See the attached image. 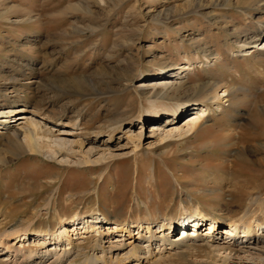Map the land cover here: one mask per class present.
<instances>
[{"label":"rangeland","instance_id":"obj_1","mask_svg":"<svg viewBox=\"0 0 264 264\" xmlns=\"http://www.w3.org/2000/svg\"><path fill=\"white\" fill-rule=\"evenodd\" d=\"M262 35L264 0H0V108L17 109L6 123L0 115L3 242L34 251L31 240L68 224L83 255L64 264H80L100 255L91 241L99 232L83 234L81 219L97 218L104 232L140 223L100 235L106 251L115 246L109 264H139L131 248L145 250L168 218L163 233L173 240L189 218L205 234L210 217L221 223L218 245L250 252L197 239L162 249V232H153L148 262L264 264V239L244 249L223 235L245 221L264 237ZM152 73L175 75L157 103ZM196 105L212 110L191 129ZM20 113L40 127L36 135ZM13 252L9 264L21 260Z\"/></svg>","mask_w":264,"mask_h":264},{"label":"bare ground","instance_id":"obj_2","mask_svg":"<svg viewBox=\"0 0 264 264\" xmlns=\"http://www.w3.org/2000/svg\"><path fill=\"white\" fill-rule=\"evenodd\" d=\"M257 48H260L259 50L264 51V35L261 36L260 43L257 44ZM172 73H174V72H172ZM168 74H169L168 77L167 76L161 77V75L157 74V73H152V74L147 75V77H156V75L158 76V79H156L155 84H152L153 86L149 87L151 90H155V92H156V94H155L156 98L154 99V102H156V103L158 100L163 99L162 97H157V96H159L160 94H164L166 89L168 90L167 84L173 80L172 78H175V75H171L170 73H168ZM156 83H158V84H156ZM154 87H155V89H154ZM164 88H166L165 91H164ZM210 99L215 100L216 102H220L221 97H219L218 94H215V96L211 97ZM185 108H187V107L185 106L182 109H180V108L175 109L173 111V116L176 115L177 113L179 114V112ZM209 109H210V107H208L207 105L206 106H200V107L199 106L194 107L193 108L194 113H192L190 116H188V117H192V118H190L191 120L189 121L190 122L189 127L191 129L194 128L197 125V121H199L201 118H204L208 115L207 111ZM211 110L212 109H210V112H211ZM16 111H17V109L14 106H12L11 104H9L6 107L0 108V115H1V117L4 116L3 117L4 121L2 120V122L6 123L7 118L15 117L14 115H11V114L15 113ZM18 111H22V109H20V110L18 109ZM16 118H17V120H24V123L27 126V129L25 132H27L28 135H34V134L36 135L37 131L40 129V127L36 123H34L28 119L27 114H23V113L17 114ZM153 127H159V126L156 125ZM2 129L3 128H0V130H2ZM247 140H249V139H247ZM201 217H203V216H201ZM204 220H207L208 222H210L209 223L210 229L208 228L209 231H204L205 234H203V235L198 234L199 233L198 231L192 232L191 229H190V231L187 232L188 234L187 233L184 234L186 227L190 226L191 228H193V227H196L198 225H201V222H202L201 219H193V218L190 219L189 218V219L185 220L184 223H182V225H180V226H182V229H180L179 232L181 235L184 234L185 237L183 238V237H181V235H179L178 237H175V239L169 240L167 237L169 234L166 236V234L164 235V233H163V231L165 229H167L166 228L167 225L172 227L173 222L171 219L168 218L166 220L168 223L163 222L158 227L160 229H158V230L156 229L155 232L153 231L154 233L162 232V235H163L162 241L163 242L159 248H162V247L164 248V246L167 242H170V247L172 248V247L184 244L185 242H187V240L191 241L192 239H195V240L197 239V240H199V242H202V243L204 242V244H207L210 248H213L214 250H217V251L218 250H222V251L227 250V253L233 254V255H237L238 251L240 252L242 250L240 248H235L234 244H229V242H226V243H224V245L222 244L221 246L218 245L217 241H219V239H218V237L215 236V234L213 232L216 229V227L221 226V223L218 224L217 221L213 220L210 217H207ZM70 222H71L70 226H74L75 225L74 222H76V220H73ZM188 222L191 224L186 225V223H188ZM99 223H101V221H98L97 218L94 219V217H89L87 219H81L80 224H82V227H80V228H81V230H83V234L85 232H90V231L91 232L96 231L97 234L99 232V236L97 237L98 239H96V237H94V239H92L91 241H93L92 247L94 248V250H96V251L98 249L100 250V255L99 256H97V254L84 255V256H82L83 261L80 262V264H109L108 262L111 260L112 257L108 256L107 257L108 262H107L105 259V256H106L105 254H108L107 252H109L110 250H112V252H113L115 250L114 249L115 246H110V248H108L106 251L103 244H100L102 242L101 241L102 237L100 236L101 232L104 233L105 235L112 233L114 231H117V232L118 231H120V232L124 231V233H125V231H128L129 227H132V228L135 227L137 229V227L141 225L140 223H134V224L131 223L129 225L127 223H125V224H113L110 227H108L106 225L107 228H105L106 231L104 232V228L102 229L103 226L97 225ZM67 225L64 224L57 231H52V232L46 231L44 233V235H42L43 236L42 239L31 240L32 242H29L30 246H34L36 248L34 251H31L28 249L27 252L25 249L27 247L25 246L24 243H23L24 245H21V248H20V246L19 247L9 246V245H7V243L3 242V240L8 238L7 235L5 233L0 234V248L2 250L4 249L5 253H7V255H6L7 258L0 260V263L1 264H9L10 263V262L8 263V256L11 255L10 254L11 251H14L16 255L19 254V257L21 258L20 262L18 261L19 263H17V264H27V262L29 263L30 262L29 260L32 256L34 257V259H37V260L39 259V261H41V259L45 258L46 256L52 255L51 260H50L51 261L50 264H64L67 261V259L72 255H74L75 257H77V256L81 257V255H83V254H81L82 249L77 245H73L74 243L70 239V235H69V232L71 230L68 229ZM239 225H241V227H242L241 231H239L240 226H238L237 223H235V222L229 223L228 227L224 228L223 235L225 237H229V238L232 237V239L237 238V240H239L241 243L244 244V246H245L244 249L249 248L251 246H254L256 248V245L260 242V240L264 239V237H258V236L254 237V233L256 232V230L254 229V227L251 225L250 222H245V221L242 222L241 221V223H239ZM138 228H140V227H138ZM74 229L76 230V227H73L72 231H74ZM147 229L150 230V227H147ZM252 231H253V233H251ZM57 232H58V234H57ZM153 232L151 230L149 231V236L146 238V244L147 245H146L145 250H142V249L138 250L136 247L131 248V252H133L134 256H135L134 261H136L137 263L139 262V264H141L142 262H146V264H150L148 262V260L151 257H153V255H152L151 250L149 248L153 244L152 242H154V238H155ZM16 233L17 232H14L13 234H16ZM234 236H236V237L234 238ZM84 237H86V236H84ZM191 237H193V238H191ZM80 238H82V237H80ZM241 238H244L245 240H241ZM47 240H48V242H47ZM63 240L66 242V245H64V246L62 245V248H61L60 247L61 245H59V244L62 243ZM22 242H23V240H22ZM51 242H53V243H51ZM50 243L52 244L50 249L45 250V247L48 246L47 244H50ZM212 244H214V245H212ZM243 244H241V245H243ZM246 246H248V247H246ZM1 249H0V252H2ZM247 250H249V249H247ZM247 250L246 251L242 250L241 252H250ZM73 258L74 257L72 256V259ZM116 258H117V256L115 254V260H116ZM72 259L70 261H68L67 264H73Z\"/></svg>","mask_w":264,"mask_h":264}]
</instances>
